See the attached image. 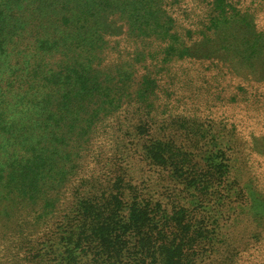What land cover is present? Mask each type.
<instances>
[{
  "label": "rangeland",
  "instance_id": "rangeland-1",
  "mask_svg": "<svg viewBox=\"0 0 264 264\" xmlns=\"http://www.w3.org/2000/svg\"><path fill=\"white\" fill-rule=\"evenodd\" d=\"M10 1L0 0V18L11 12ZM200 1L183 0L190 14H178L181 18L170 24L171 30L157 27V19L148 16L143 3L131 23L117 21L111 27L119 34L115 52L135 63L139 75L147 69L160 76L166 109L123 104L99 90H89L81 68L57 64L66 58L46 55L48 44L24 50L22 44L12 45L16 36L0 31V129L5 131L0 146L19 159L5 176L0 175V193L5 195L0 196V264H58L37 251L43 252L41 247L55 238L51 233L61 230L58 226L66 210L73 208V198L91 196L92 187L113 186L118 174L138 190L161 197L165 205L184 204L190 225L207 228L202 226L206 245L200 259L196 262L193 256L199 250L195 241L186 248L188 259L182 264H264V88L256 98L249 85L264 87V40L257 39L253 45V32L264 33V0H233L251 13L254 30L233 21L226 31L235 34L240 44L232 51L221 49L219 37L212 35L213 41L204 45L213 50L216 59L212 60L201 55L204 40L191 44V58L183 45L190 35L188 23L201 25L207 2L210 6L209 0ZM196 4L202 8L195 9ZM90 13L94 14V5ZM158 19L160 24L166 22L163 15ZM5 26L11 29L8 21ZM128 28L135 35L158 32L156 37L140 40L126 36ZM149 50L154 51L150 56L146 55ZM239 83L246 84L247 92L242 93ZM220 84L226 87L223 97L228 98L220 96L213 106L210 101L219 97ZM177 113L205 124L208 117L214 118L211 129L204 125L210 135L195 129L192 134L182 124L170 125L173 117L180 116ZM141 122L147 126L138 129ZM150 126L155 137L185 148L173 149L177 174L183 172L182 153L187 150L192 162L211 173L217 184H211L207 192L198 190L194 184L172 180V168L150 163L142 148L148 141L144 131ZM1 181L8 183L2 188ZM183 228V224L177 226L179 237Z\"/></svg>",
  "mask_w": 264,
  "mask_h": 264
},
{
  "label": "trees",
  "instance_id": "trees-1",
  "mask_svg": "<svg viewBox=\"0 0 264 264\" xmlns=\"http://www.w3.org/2000/svg\"><path fill=\"white\" fill-rule=\"evenodd\" d=\"M201 1L206 3L207 0ZM10 2L11 12L6 17L0 18V31L16 36L13 39L14 43H11L13 46L22 44L25 50L30 48V45L48 44L46 55H53V58L57 57V59L66 58L56 61L57 64L67 63L81 68L79 73L87 81L86 83L82 78L85 88L99 90L105 96L123 104L127 101V103L138 102L149 108L156 109L157 106L161 109L167 108L168 102L162 101L161 91L164 93V88H161L160 76H154L153 71L147 69L143 75H139L135 63L117 54L113 44L118 42L115 38L119 34L112 31L111 27L116 25L117 21L131 23V17L144 7L149 17L157 19V27L167 26L171 30L170 24L176 23L181 18L178 14L185 17L190 14L183 0H11ZM141 4L143 7L139 6ZM209 4L210 6L207 2L206 8L211 12L207 11L205 18L201 20V25L188 23L190 35L184 39L183 45L189 49L190 58L193 56L191 44L194 41L196 43L198 40H204L200 45L202 57L206 60L216 59L213 50L204 46L207 42L213 41L214 34L219 37L221 49L234 50L240 43H236L235 34H228L226 31L233 21L240 23L246 29L254 30L255 24L251 13L243 11L233 0H209ZM93 5L94 14L90 15V7ZM198 7L202 8L196 4L195 9ZM226 7H231L233 10ZM109 10L111 15L107 16ZM212 10L216 12L213 13ZM159 15H163L166 22L160 24ZM109 16L111 18L106 20L105 18ZM6 21L9 22L11 29L6 28ZM156 32L157 29H154L145 35L144 33L135 35L128 28L126 36L145 40L156 37ZM256 32L258 31L253 32L255 36L253 45L256 44L257 39L264 40V33ZM152 53L154 51L149 50L146 55L150 56ZM169 63L164 62L168 65ZM246 64L251 65L252 62ZM163 69L166 72L169 70L167 65ZM228 72L232 73L231 69L228 68ZM136 84H138L137 89L130 91V88ZM245 85L237 84L242 93L247 92ZM249 85L254 88V97L258 98L257 91L264 87H259L255 83ZM220 86L219 97H212L213 101H210L213 106L217 105L220 96L224 95L223 91H226L224 85L220 84ZM223 98L226 100L228 97L225 95ZM4 99L11 100L9 96H5ZM191 120L197 121L194 122L195 126H190ZM214 120L208 117V124L201 122V125L198 119L180 115L173 117L170 125L182 124L192 134V129L198 133L204 130L203 134L207 137L211 131L204 129V125L211 129ZM144 124L139 123L138 129L147 126ZM153 130V126L145 129L148 141L142 146L145 149V158L150 163L164 169L172 168V173H169L172 180L189 186L194 184L198 190L207 192L211 184H217V180H212L211 173L199 169L197 163L192 162L187 150L182 153L185 157L182 160L183 172L177 174V167L172 163L175 162L173 149L185 148L174 141L155 137ZM0 131H2L0 136L5 135L3 128ZM152 145L154 149H151ZM22 147L18 146L19 149ZM0 156V160H3L0 163V175L5 176L4 172L19 159L1 146ZM76 163L69 172L76 167ZM70 179L68 177L67 182ZM115 180L113 186L95 189L92 187L88 191L91 196L73 198L71 203L74 205L73 208L66 210L65 220L58 226L61 230L51 233L55 238H51L47 246L41 247L40 250L43 252L37 251V254L57 260L58 264H182L188 259L186 248L189 250L196 241L199 250L195 249L197 256L195 253L193 256L196 262L197 258L200 259L199 255L203 250L201 248H205L206 245V239L202 238L205 235L204 226L190 225L188 217H184L186 207L184 204L165 205L161 197L154 198V195L138 190L124 175H116ZM7 183L1 181V187L3 188ZM0 196L5 195L0 193ZM178 214L180 215L177 216ZM182 224L183 234L179 237L177 226Z\"/></svg>",
  "mask_w": 264,
  "mask_h": 264
}]
</instances>
